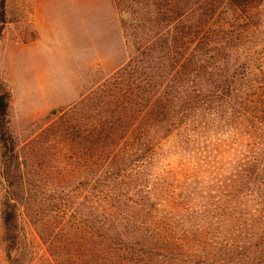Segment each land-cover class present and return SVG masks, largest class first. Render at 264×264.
Masks as SVG:
<instances>
[{
  "label": "trees",
  "instance_id": "obj_1",
  "mask_svg": "<svg viewBox=\"0 0 264 264\" xmlns=\"http://www.w3.org/2000/svg\"><path fill=\"white\" fill-rule=\"evenodd\" d=\"M258 1H115L134 15V54L111 84L72 108L67 201L39 198L20 165L12 176L19 157L7 104L0 110L10 188L3 241L11 264H25L22 254L13 259L24 220L44 233L59 229L67 264H264V223L240 240L245 202L264 196ZM168 142L175 152L160 154ZM161 158L179 160L162 168ZM180 174L186 180L178 186Z\"/></svg>",
  "mask_w": 264,
  "mask_h": 264
},
{
  "label": "rangeland",
  "instance_id": "obj_2",
  "mask_svg": "<svg viewBox=\"0 0 264 264\" xmlns=\"http://www.w3.org/2000/svg\"><path fill=\"white\" fill-rule=\"evenodd\" d=\"M115 1L6 2V24L0 25V97L6 101L0 102V110L7 104V129L19 157L11 174L18 176L20 165L42 200L53 201L56 196L67 201V120L73 106L85 101L100 85L111 84L134 54V37L129 27L130 22H135L134 15ZM254 6L259 16L253 22V37L264 51V0ZM172 143L168 142L160 154L168 149L175 152ZM75 147L80 149L78 142ZM178 160L161 158L158 167L166 168ZM2 164L0 142V264H11L3 241L2 203L10 188ZM182 176L185 175L177 178L178 186L186 180ZM208 179L202 177L203 187H209ZM186 189L183 187L184 196ZM261 198L243 206L242 243L253 228L264 223V196ZM19 237L13 259L22 254L25 264H67L61 259L65 238L59 229L44 233L36 223L24 220Z\"/></svg>",
  "mask_w": 264,
  "mask_h": 264
}]
</instances>
